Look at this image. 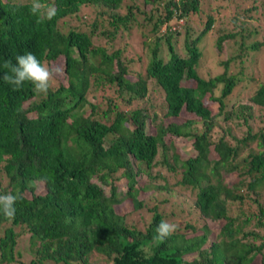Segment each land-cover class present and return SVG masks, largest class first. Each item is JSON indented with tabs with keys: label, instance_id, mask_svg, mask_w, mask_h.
<instances>
[{
	"label": "trees",
	"instance_id": "1",
	"mask_svg": "<svg viewBox=\"0 0 264 264\" xmlns=\"http://www.w3.org/2000/svg\"><path fill=\"white\" fill-rule=\"evenodd\" d=\"M203 1L39 0L58 10L48 20L31 13L33 0H0V77L8 71L5 62L15 64L26 52L63 69L47 94L28 81L14 90L0 78V195L22 196L13 218L0 209V264H94L95 255L109 264H250L255 257L264 264V233L244 231L250 217L230 214L233 204L245 200L243 189L264 191V126L252 133L249 124L253 108H264V58L261 79L243 68L262 42H244L255 30L241 33L217 74H198L197 44L214 15H206L199 33L181 22L197 14ZM260 10L264 18V0ZM183 24L181 54L171 37ZM133 29L140 34L136 52L125 38ZM234 36L220 35L216 48ZM132 63L142 70H131ZM150 81L161 91L159 106L142 104ZM147 119L152 133L145 130ZM165 138L191 145L188 157L179 158L173 149L163 163L179 171L180 187L194 192L187 211L196 212L200 224L182 225L198 231L192 236L177 228L157 242L158 224L172 223L160 209L166 197H146L150 216L143 229L126 222L116 206L142 207L136 176L148 173ZM242 149H248L245 155ZM121 179L125 192L114 185ZM149 186L170 194L166 184L142 187ZM253 202L254 225L264 228V203L256 197ZM216 221L221 224L212 239L208 222ZM257 237L262 239L256 244ZM184 241L190 244L182 246Z\"/></svg>",
	"mask_w": 264,
	"mask_h": 264
},
{
	"label": "rangeland",
	"instance_id": "2",
	"mask_svg": "<svg viewBox=\"0 0 264 264\" xmlns=\"http://www.w3.org/2000/svg\"><path fill=\"white\" fill-rule=\"evenodd\" d=\"M19 1H26V0H19ZM260 1L261 0H205L201 3V10L195 13H190L183 19L181 23L184 21L189 24L193 31L199 33V29L203 28L205 17L208 13H212L213 16V25L210 29L203 35L200 40L198 41V46L201 47V55L198 61L197 72L203 77L213 76L217 74L221 67L219 65V61L228 58L231 53H235L233 47L236 45L237 41L240 40L241 33L246 34L247 31L255 30L256 33L253 34L251 39H244L245 43L254 41H261L262 45L258 48L255 55L253 56V62L245 61L243 64V68H245L246 74L252 73V76L258 79H261V71H262V62L264 58V18L261 14L260 10ZM217 6V7H216ZM254 6V9H250L248 13L243 14V8H249ZM234 10H238L239 14L237 15V20H232L231 16L234 13ZM140 18V17H139ZM76 23V22H75ZM74 24V23H71ZM185 24L182 26L180 25L178 32L173 34L171 39L174 42L175 48L181 54L185 52L183 47V30ZM140 29L141 26H136ZM147 29V28H146ZM235 32V36L230 39H224L220 44V49L216 48V40L220 35H224L225 32ZM195 33V34H196ZM139 30H131L129 36L124 34L125 38H129L130 42L133 44V49L136 52L139 49V45H137L136 41L140 40ZM165 42L163 39L160 40V52L161 55L165 54ZM59 66V62H56L52 68ZM130 69L133 71H141L143 66L137 64H130ZM236 66H230L229 68H235ZM53 78H58L60 80V75H54ZM55 83V82H54ZM255 81L248 83L249 86L253 87ZM53 84V83H52ZM192 84V82H190ZM148 95L147 99L142 104H148L150 102L157 104L159 106L162 102V94L158 88H155V84L153 81L148 83ZM245 88V87H244ZM243 88V89H244ZM247 91V90H243ZM99 92L95 93L96 101L99 99ZM26 102L24 103V105ZM136 103L133 102L132 105ZM152 111V110H151ZM155 111L159 114V109H155ZM157 114V115H158ZM158 121V118L155 119V122ZM145 130L147 133L153 132V127L151 126V122H148V119L145 123ZM249 124L251 126V131L256 132L259 128L264 126V108L263 107H254L253 108V117L249 120ZM172 149H164V146L171 145ZM248 145L254 149L255 148V141L249 142ZM177 152L179 158H186L191 154V145L186 139L179 138L172 140L165 138L163 144L158 145L157 155L155 157V163L152 165L151 168L148 169L147 174H141L136 176V187L138 193L136 194V198L143 202L142 207L140 208H133L131 205L119 204L116 206V209L121 213L126 214V222L136 225L143 229L145 227L146 222L149 219L150 211L148 210V206L150 204L146 201V197L154 198V199H161L166 197L165 200L160 204V209L162 213H169L170 220L172 223L178 224V231H182L184 236L189 237L198 233V231H192L190 229H183L182 225L186 222L188 224L193 223L194 225L198 226L200 221L196 220L195 213H191L187 211L188 204H190L189 200L192 201L194 198V192L190 190L188 187H180L176 181L179 179V171H168L167 166L163 163L164 154L168 156L171 151ZM248 149H242L241 155H245ZM168 162L171 163V159H168ZM236 180V179H234ZM125 181L121 179L120 181H116L114 185L117 187L119 191L125 192L127 188L124 186ZM148 184H155L157 186L166 184L170 188V194H168L163 189L154 190L153 187L149 186L148 188H143L142 186H147ZM243 189V188H242ZM245 193V200L239 204V206L235 207V204L231 206L230 214L234 216L238 213L243 214V216L250 217V223L247 225H243V230H253L259 236L263 235L264 228L260 226L254 225L255 221V214L257 213L256 204L253 202V198H257L260 203H264V191H258L256 195L254 191H242ZM168 195V196H167ZM183 200L184 203L181 201ZM156 202V200H154ZM175 205V207H174ZM179 206L181 210H179ZM172 209V212L170 210ZM262 223L264 224V218L261 219ZM221 222H208V226L211 229V234L209 238L214 239L215 233L218 231ZM179 238V237H177ZM262 237H257L253 239L254 243H259ZM185 244H190L189 241H184L182 246ZM194 247V246H193ZM195 248V247H194ZM21 249V248H20ZM264 252V249H263ZM96 258L94 260V264H109L107 260L101 256L95 255ZM191 254H186L185 259L190 260L192 257ZM93 261V258H92ZM260 258L255 257L252 259L250 264H259Z\"/></svg>",
	"mask_w": 264,
	"mask_h": 264
},
{
	"label": "clouds",
	"instance_id": "3",
	"mask_svg": "<svg viewBox=\"0 0 264 264\" xmlns=\"http://www.w3.org/2000/svg\"><path fill=\"white\" fill-rule=\"evenodd\" d=\"M33 15L40 13L42 18L51 20L57 14L55 5H45L40 3L39 0H33L30 9ZM16 63L12 64L11 61L5 62L4 67L8 69L5 74L0 77L9 85L14 86V90H18L28 81L34 85V90L37 93L47 94L50 88V81L54 75H60L63 72L62 67L56 66L54 68L43 65L40 60L32 52H26L22 55L15 57ZM22 199L20 194H5L0 195V209L3 214L8 218H13L15 215V203L17 200ZM178 228V224L161 221L157 228V235L154 239L157 242H163L167 237L172 235Z\"/></svg>",
	"mask_w": 264,
	"mask_h": 264
}]
</instances>
